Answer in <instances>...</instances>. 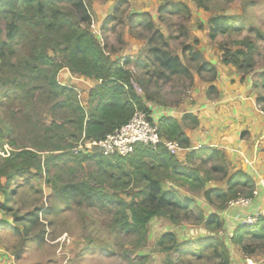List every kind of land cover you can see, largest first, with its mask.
Returning <instances> with one entry per match:
<instances>
[{
  "label": "trees",
  "instance_id": "1",
  "mask_svg": "<svg viewBox=\"0 0 264 264\" xmlns=\"http://www.w3.org/2000/svg\"><path fill=\"white\" fill-rule=\"evenodd\" d=\"M207 1L195 0L197 7L204 10H207ZM63 3L65 7L61 6ZM91 6L84 0H0V66L6 71L0 80V98H7L10 104L17 101L16 109L9 108L8 114L0 118L8 126L0 123V153L5 151L4 140L9 138L7 143L13 146V135L19 128L42 131L40 146L35 141L31 146L12 149L7 156L0 154V194L6 193L5 187H10L13 181L23 177L38 179L53 171L52 179L60 182L57 188L55 184L53 191L63 196L73 193L74 198L87 204L100 202L101 208L113 214L112 228L123 235H139L145 241L148 225L159 218L172 224L192 219L195 223H203V228L212 233L222 229L224 223L220 213L225 211L230 199L237 197L238 189H247L246 196L251 198L255 186L250 176L242 171L230 174L225 155L219 150L193 151L184 163L163 146L155 151L139 146L124 158L106 157L98 151L71 152L82 137L85 141L99 142L125 125L136 111L149 117L148 104H164L160 84L192 83L193 80L189 68L170 48L171 31L166 30L168 34L164 35L151 20L147 21L149 15L129 16L125 22L129 31L139 27L148 35L143 37L147 49L145 56L132 62L138 74L127 68L130 58L113 61L106 52L107 44L91 30ZM159 11L170 17L182 13L183 22L188 21L190 15L186 4L181 2L163 5ZM229 20L228 17L209 20L210 40L234 26ZM177 26L179 34L188 38L187 27ZM217 48L223 64L249 76L256 50L253 43H241L235 50L219 43ZM182 56L190 65L197 63L198 75L215 76L213 66L199 52L193 51L192 46L185 45ZM62 70L96 83L88 92L86 107L80 103L74 86L58 82ZM261 99L258 98L257 103L264 112ZM0 107H3L2 102ZM39 107L47 108L51 120L43 116ZM158 126L161 139L188 148L189 140L181 123L161 118ZM42 153H45L43 158ZM193 160L211 164L209 171L212 173L203 177L199 168L190 164ZM76 174L77 180L68 185L66 176ZM217 175L226 179V188L204 189L208 181L217 179ZM162 181H167L171 187H166ZM197 190L202 191L205 204L216 212L205 216L194 200L183 202L178 195L179 191L193 194ZM8 209L0 205L4 216L8 215ZM11 217L2 216L0 227L14 226L15 216ZM230 244L250 255L264 252V217H259L252 226L237 227L229 243L218 242L212 237L185 243L177 234L166 232L156 240V249L165 255L162 264H184L188 259L231 264L227 246Z\"/></svg>",
  "mask_w": 264,
  "mask_h": 264
},
{
  "label": "rangeland",
  "instance_id": "2",
  "mask_svg": "<svg viewBox=\"0 0 264 264\" xmlns=\"http://www.w3.org/2000/svg\"><path fill=\"white\" fill-rule=\"evenodd\" d=\"M84 1L92 5L91 30L101 41L107 44L106 52L116 61H123L126 56L132 60L143 58L145 51H147L143 40L145 35L148 36L146 31L139 27L129 31L125 23L129 16L140 18L143 15H149L147 21L151 20L164 35H167V31L170 30L173 39L169 44L173 54L179 55L183 64L189 68L193 79L197 75L202 82L210 83V78L214 81L217 75L216 71L215 76L207 74L200 77L197 74V68H195L197 63L190 65L188 60L183 59L182 48L185 45L192 46L193 51H197L201 56L205 55L206 57V53H210L212 48L218 50L217 45L219 43L233 50L237 49V45L241 43L243 45L253 43L256 50L253 54V69L248 75L256 83L255 94L257 100L262 98L261 108L263 107L264 110V77H261L264 73V0H209L206 2L207 10L198 8L195 0ZM178 2L185 3L188 7L190 11L188 21H182L185 18L182 13L175 17L160 13L159 8L161 6ZM61 6L65 7L66 4L63 3ZM214 17H228L231 19L229 20L230 24L234 26L225 33L215 36L214 40H210L209 20ZM177 24H183L187 27L188 38L179 34ZM195 41L196 44H194ZM205 48L207 49L206 52ZM129 62L128 69L132 73L138 74L133 63ZM63 72L68 71L63 70L61 72L58 82L70 86L77 84L78 88H75L79 101L83 107H86L88 94L86 90L88 89L86 86L83 88L84 85L81 86L77 82V76L71 74L73 79L71 80L68 78L69 74L64 78ZM5 75V69L0 66V80ZM193 82L194 80L192 83L183 81L182 84L175 82L168 85L160 84V86L166 100L188 98ZM182 93L186 94L183 95ZM138 94L143 96L140 90H138ZM1 102L3 107H0V118L8 114L9 108L16 109L14 104H17V101H11L10 104L7 98L2 97V99L0 98V105ZM39 108L43 111V116L48 121L51 120L52 117L47 108ZM0 123L8 127L5 122H1V119ZM41 133L42 131L33 132L28 127L19 128L13 135V146L7 143L9 138L4 140L3 148L5 151L0 154L7 156L12 149L31 146L35 141L40 146L42 144L40 141ZM42 154V158L45 157V153ZM85 166L84 164L83 167L85 168ZM211 166L209 163L203 164L199 161L193 165V167L199 168L203 177H208L212 173L209 171ZM207 171L208 174H206ZM53 175V171H48L47 174H43L38 179L31 180L29 178L28 180L23 177L13 181L10 187H5L7 194L5 192L0 194V205L9 208L6 216L0 211V218L3 216L12 219L11 216L14 215L16 221L12 227H0V264H162L165 255L156 249V240L163 233L173 232L177 234L181 242L185 243L195 242L201 236L212 237L218 242L223 240L229 243L231 240L230 231L233 232L238 226H245L242 224L247 218L253 217L257 213L244 215V209L253 204L254 195H252L251 204L248 207L230 206L231 202L239 198H249L246 196L247 189H238L237 197L230 199L226 206L223 215L227 214V219L222 217L224 218L222 219L224 223L222 229L212 233L203 228V223H195L192 219H181L178 224H172L165 218H159L148 225V235L144 241L139 235L126 236L115 231L111 225L112 212L101 208L100 202L87 204L81 202L77 197L74 198L73 193L63 196L59 192L53 191L55 184L56 188L60 184V182L52 179ZM76 176L78 174L66 176L68 185L77 180ZM212 180H214V184H217L215 186L226 188V179H221L217 175V179L210 181ZM2 181L5 179L2 178ZM166 186L169 188L170 184H166ZM178 195L183 202L186 199L191 200L190 202L194 200L195 206L201 202L203 204L201 209L205 216H207L205 213L209 214L212 210L216 212L214 208L207 207L205 209V203L201 199L202 191L197 190L193 194L188 191H179ZM231 209L237 211V217L229 224L227 221L231 217L235 218L226 213ZM230 245L227 246L231 264H264V252L256 251L250 255L242 253L241 249L234 244ZM188 260L184 264H212L205 261Z\"/></svg>",
  "mask_w": 264,
  "mask_h": 264
},
{
  "label": "crops",
  "instance_id": "3",
  "mask_svg": "<svg viewBox=\"0 0 264 264\" xmlns=\"http://www.w3.org/2000/svg\"><path fill=\"white\" fill-rule=\"evenodd\" d=\"M212 49L210 53H206V57L205 55L202 56L216 71L217 75L214 81L210 83L202 82L197 75L194 76L188 98L166 100L164 95L163 101L166 103L162 106L147 105L150 111L149 116L151 121L156 124L159 123L161 118H170L181 123L182 130L189 140L188 148H181L182 150L174 155L181 163L186 162L187 156L193 151L216 149L225 155L230 174L242 171L249 175L255 186L254 200L250 207L244 209V215L255 214L263 208L264 112L257 103L256 83L253 82L251 77L239 73L235 67L223 64L219 51L215 48ZM204 50L206 52L207 49ZM126 57L123 61L127 59ZM130 61L132 64V58H130ZM128 64H130L129 60ZM63 73L64 78L69 74L68 78L73 80L69 72ZM204 75H207V73H202L200 77ZM76 80L81 86L84 85L83 88L86 86L88 92L96 85L95 82L83 77H77ZM74 87L78 88L77 84ZM185 117L188 118L183 120ZM193 119L196 120V123H192ZM196 162V160H193L191 164L194 165ZM213 182L214 180L208 181L204 189L221 188L215 186L217 184ZM164 183L170 184L167 181H164ZM201 199L203 200L202 196ZM196 205L202 210L201 206L203 207V204L201 202ZM204 205L205 209L207 207L211 209L208 205ZM202 212L204 211L202 210ZM211 212L215 211L212 210ZM224 213H220L221 219H224L222 217L227 219V214L224 216ZM226 213L235 217H231L227 221L231 224V221L237 217V211L231 209ZM205 214L208 215V213ZM233 232L230 231V238ZM199 238L210 237L201 236Z\"/></svg>",
  "mask_w": 264,
  "mask_h": 264
},
{
  "label": "built area",
  "instance_id": "4",
  "mask_svg": "<svg viewBox=\"0 0 264 264\" xmlns=\"http://www.w3.org/2000/svg\"><path fill=\"white\" fill-rule=\"evenodd\" d=\"M151 117L141 111H136L132 118L114 132L106 135L99 142L85 141L84 137L71 149L73 154L91 153L98 151L106 157H128L134 153L135 148L142 146L155 151L158 146H163L170 154L175 155L182 150L176 143L168 142L159 136L158 124L150 122ZM263 208L253 217L247 218L242 224L252 226L259 217H264V194L262 196ZM251 198H239L230 203L231 207H248ZM248 221V222H247ZM247 222V223H246Z\"/></svg>",
  "mask_w": 264,
  "mask_h": 264
}]
</instances>
